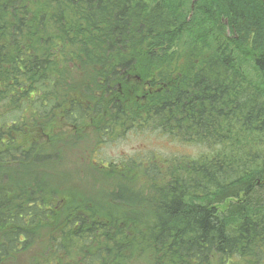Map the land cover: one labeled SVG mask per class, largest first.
Returning <instances> with one entry per match:
<instances>
[{
  "label": "trees",
  "instance_id": "trees-1",
  "mask_svg": "<svg viewBox=\"0 0 264 264\" xmlns=\"http://www.w3.org/2000/svg\"><path fill=\"white\" fill-rule=\"evenodd\" d=\"M98 117L101 142L149 127L209 150L91 167L101 194L70 197L54 139ZM39 243L30 264H261L262 0H0V264Z\"/></svg>",
  "mask_w": 264,
  "mask_h": 264
},
{
  "label": "rangeland",
  "instance_id": "rangeland-1",
  "mask_svg": "<svg viewBox=\"0 0 264 264\" xmlns=\"http://www.w3.org/2000/svg\"><path fill=\"white\" fill-rule=\"evenodd\" d=\"M228 26L229 20L223 16L221 27L227 28L226 33L232 39L231 35H229ZM193 61V58L189 59L188 56H184L181 59V64L185 69H188L191 64L194 66ZM141 70L139 68L136 71L138 74L143 75V72H140ZM141 86L142 83L132 81L129 88L123 89L128 96L119 90V94H116L115 98L120 97L124 100H129L130 104L137 103V89ZM102 121V117H98L92 119L83 127H81L82 125H76V127L68 126L65 128L67 132L63 131L67 135L60 134L56 140L54 139L55 144H57L56 150L57 147L62 149L61 159L59 160V157H55L56 160L53 159V162L46 167L52 173V178H55L58 185L61 186L63 193L70 197L79 198L82 193H93L96 196L101 194L99 180L102 179L100 175L102 171H96L91 167H109V161L128 159L131 157L129 155L134 153H137V156L132 158L142 159H146L145 157L153 158L154 154L166 157L178 155L198 157L201 153L209 150L206 146L201 145L186 146L184 142L175 139L172 135L169 136L162 131L153 130L154 128L148 129L149 127L135 129L132 126L122 130L120 126H116V132L111 136H107L101 142L102 139L98 140L99 135L95 128ZM93 132L96 134H93ZM69 138L72 144L65 146V143L69 142ZM44 139H42V142ZM49 144L52 145V142L50 141ZM162 164L164 163L162 162ZM103 199L106 200L105 197ZM42 249L43 245L39 243L35 245L31 252L26 251L17 256L16 259H12L11 262L6 261L3 264H30L31 256H39L42 253ZM234 262L236 263L238 260H234ZM260 263L264 264V255ZM136 264L146 263L142 258L138 259Z\"/></svg>",
  "mask_w": 264,
  "mask_h": 264
},
{
  "label": "flooded vegetation",
  "instance_id": "flooded-vegetation-1",
  "mask_svg": "<svg viewBox=\"0 0 264 264\" xmlns=\"http://www.w3.org/2000/svg\"><path fill=\"white\" fill-rule=\"evenodd\" d=\"M124 75H125V81L124 82H131V81H133L134 79H136V78H133V76H136V70L135 69H126V70H124ZM207 72H209V71H207ZM139 80V79H138ZM188 80H190V79H188ZM148 87V86H147ZM119 90L122 92V93H124L125 94V92L123 91V89L121 88V85H119ZM137 97V99H138V97H139V94L136 96ZM116 99V98H115ZM117 100H122L120 97H118L117 98ZM107 102H110V101H107ZM112 102V101H111ZM130 104V101H127L126 102V104Z\"/></svg>",
  "mask_w": 264,
  "mask_h": 264
},
{
  "label": "bare ground",
  "instance_id": "bare-ground-1",
  "mask_svg": "<svg viewBox=\"0 0 264 264\" xmlns=\"http://www.w3.org/2000/svg\"><path fill=\"white\" fill-rule=\"evenodd\" d=\"M264 3V2H263ZM229 35H231V37L234 36V34L231 32V29H229ZM230 37V36H229ZM236 39V38H235ZM188 80V79H187ZM191 80V79H190ZM137 153H134V154H131L129 156H137L136 155ZM124 161H127L126 159ZM143 162L146 163L147 162V159H143Z\"/></svg>",
  "mask_w": 264,
  "mask_h": 264
},
{
  "label": "water",
  "instance_id": "water-1",
  "mask_svg": "<svg viewBox=\"0 0 264 264\" xmlns=\"http://www.w3.org/2000/svg\"><path fill=\"white\" fill-rule=\"evenodd\" d=\"M264 2V0H262Z\"/></svg>",
  "mask_w": 264,
  "mask_h": 264
}]
</instances>
